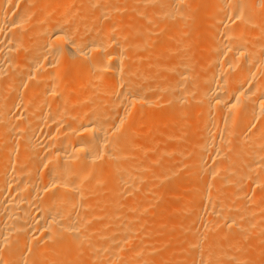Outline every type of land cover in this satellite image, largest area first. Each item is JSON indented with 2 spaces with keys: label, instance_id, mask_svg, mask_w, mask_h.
Instances as JSON below:
<instances>
[{
  "label": "bare ground",
  "instance_id": "obj_1",
  "mask_svg": "<svg viewBox=\"0 0 264 264\" xmlns=\"http://www.w3.org/2000/svg\"><path fill=\"white\" fill-rule=\"evenodd\" d=\"M167 144L176 261L264 264V0H0V264L155 259Z\"/></svg>",
  "mask_w": 264,
  "mask_h": 264
},
{
  "label": "rangeland",
  "instance_id": "obj_2",
  "mask_svg": "<svg viewBox=\"0 0 264 264\" xmlns=\"http://www.w3.org/2000/svg\"><path fill=\"white\" fill-rule=\"evenodd\" d=\"M120 15H121V14H119V16H120ZM123 16H124V15H123ZM120 17H121V16H120ZM117 19H119V17H117ZM121 19H122V17H121L118 21H121ZM123 19L126 20L127 18H125V16H124ZM123 19H122V20H123ZM125 20H124V21H125ZM163 43H164V42H163ZM198 43H199L200 45H199ZM198 43H197V44H198L197 46H199V48L202 47V43H200V42H198ZM164 44H165V43H164ZM164 44H163V45H164ZM167 48H168V46H167L166 48H164L163 50L165 51V50H167ZM170 49H172V47H170V45H169V48H168V50H167V53H163L164 55H165V54H166V55L163 56V54H162V56H163V58H164V60H165L164 62H166V60H167V63H169V62H174V61H175V60L172 61V60H173V59H172L173 57L171 58V57L169 56V52H168V51H170ZM143 51H144V50H142V52L140 51L139 54H144L145 52L143 53ZM156 51H157V50H156ZM156 51H155V53H156ZM153 54H154V53H153ZM145 56H147V55H145ZM152 56H153L152 53L149 54V57H150L149 59H150V60H151ZM194 57H197V55H195ZM143 58H144V59L142 60V61H143V65L146 64L148 61H150L149 59H147L148 56H147L146 58L143 56ZM153 58H154V57H153ZM153 58H152V60H153ZM155 58H156V57H155ZM161 58H162V57H161ZM163 58L161 59V61H163ZM165 58H166V59H165ZM145 59H146V60H145ZM169 59H171V60L168 62ZM174 59H175V58H174ZM147 60H148V61H147ZM159 73H161V72H159ZM154 114H155V113H154ZM154 114H152V116H154ZM155 115H156V114H155ZM156 116L158 117L159 115H156ZM156 116H155L154 118H156ZM176 117H179V115L176 116ZM180 117H181V115H180ZM182 117H185V116H182ZM151 118L153 119V117H151ZM151 118L148 117V118H146V120H145L146 123H147L146 125H147L148 127H149V125H150V126H152V129H154V131L151 132V134L153 133V135H151V138H152V137H155V135H157V133H158V136H159V137L162 136L161 134L165 132V131H164V132L161 131V129H162V130H165V129H163V128H166V131H167L168 128H169V130H170V128H171V127H169L170 125H171V126H172V125L174 126L175 124H177V125H175L174 127L178 126V123H179L178 121L181 119V118H180V119L178 118V120H177L178 123H176V122H174V121H176V118L174 117V118H175V119L173 118L174 121H173V120H172V121L170 120V122H169V121H168L169 119H168V120L166 119V120H163V121H165V123L161 124L163 121H161L162 119L160 120L159 117L156 118L155 121H154V119L151 120ZM162 118H163V117H162ZM164 118H165V117H164ZM148 119H150V120H148ZM157 119H159L160 123H159V121H158ZM182 119H183V118H182ZM187 119H188V118L185 117V120H187ZM145 121H144V122H145ZM148 121H151V123H153V124H152V125H151V124L148 125ZM152 121H153V122H152ZM180 121H181V120H180ZM144 122H142V123L145 124ZM166 122L169 123V124L166 125V124H167ZM171 122H172V123H171ZM157 123H158V124H157ZM174 123H175V124H174ZM180 123H183V122L181 121ZM143 124H142V125H143ZM154 124L157 125V126H156L157 128H158L160 125H162V128L160 127L161 129L158 128L159 130H157V128L154 127V126H155ZM159 124H160V125H159ZM142 125H141V126H142ZM146 125H144V126H146ZM153 125H154V126H153ZM164 125H166V126H164ZM141 126L138 128L139 130H142V129L144 128V126H142V127H141ZM179 126H180V124H179ZM179 126H178V127H179ZM148 127H145V128H148ZM178 127H177V128H178ZM140 128H142V129H140ZM145 131H146V130H145ZM142 132H143V131H142ZM154 132H155L156 134H155ZM168 132H169V131H168ZM140 133H141V131H140ZM143 133H144V132H143ZM187 133H188V132H187ZM154 134H155V135H154ZM149 135H150V133H149ZM158 136H156V140L160 139ZM151 138L148 137V139H151ZM138 139H139V137H138ZM154 139H155V138H154ZM152 140H153V138H152ZM171 141H173V143H174L175 145H176V144L180 145V142H178L177 140H171ZM171 141H169V143H171ZM174 141H175L176 143H175ZM179 141H180V140H179ZM177 142H178V143H177ZM182 142H183V140H182ZM173 143H172V144H173ZM190 143H192V142H189V144H190ZM182 144H184V143H182ZM189 144H188V145H189ZM184 145H186V144H184ZM190 145H191V146H190ZM190 145H189V146L192 147V144H190ZM171 146H173V145H171V144H167V146H166L165 148H159V149H158L159 151L162 150V151H160L159 154H156V153H155V156H156V157H153V158L156 159V158H159V157H160V158H159V159H160L159 162L162 161L163 157L165 156V157H164V160H163L164 162H163V161L161 162L162 164H159L158 162H155L156 165H158L157 169H160V170H161V169H163V170L165 169V170H167V168H168V170H171V169H175V167H177V168L180 167L179 165H181V164H177V163H176L177 161L175 162V163H176L175 165H177V166L172 167V166L174 165V162H173L172 160L175 161L176 159L174 158V154H175V153L173 154V157L171 156L172 153H168V152H169V149L171 148ZM189 146H188V147H189ZM186 149H189V148H186ZM186 149H185V150H186ZM159 151H158V152H159ZM163 151H164V152H163ZM189 151H190V150H189ZM189 151L187 150L186 152L183 153V155H184L185 153L189 152ZM161 152H163L162 155H164V156L161 155L162 158H161V156H158V157H157V155H160ZM164 153H165V154H164ZM191 153H192V152L190 151V154H191ZM168 154H169V155H168ZM170 154H171V155H170ZM176 154H177V153H176ZM187 154H188V153H187ZM177 155H178V154H177ZM185 155H186V154H185ZM191 155H192V154H191ZM191 155L189 156V158L191 157ZM149 156H150V158H151V155L148 154V153H146V157H147L146 160H148V161L150 160ZM179 156H180V155H178V157H179ZM169 157H170V159H169ZM176 157H177V156H176ZM181 157H182V156H181ZM187 157H188V155H187ZM165 158H166V161H167L166 163H167V164L165 163ZM167 158H168V159H167ZM179 158H180V157H179ZM179 158H178V159H179ZM189 158H186V159L188 160ZM154 159H153V161H155ZM178 159H177V160H178ZM182 159L185 160V157H182ZM168 160H169V161H168ZM187 160H186V162H187ZM142 161H143V160H142ZM157 161H158V160H157ZM178 161H179V160H178ZM179 162L183 164V162H185V161H182V162L179 161ZM153 163H154V162H153ZM155 163H154V167L156 166ZM165 166H166L167 168H166ZM178 166H179V167H178ZM184 166H185V164H184ZM151 167H152V169L154 168V167H153V164L151 165ZM160 167H161V168H160ZM181 167H182V166H181ZM181 167H180V169H178V173H177L178 175H179V173H182V174H180V179H179L178 175H176V172H175V173L172 175V177H173V176H175V177H174L173 179H171V180L169 179V178L171 177V175H169L168 177H167V176H166V177L164 176V174H166V172L168 173V171H162V170H161V171L159 172V171H157L156 169H154V170H156V172H155L153 175L157 174V172H158V173H160V175L158 174L160 177H161V176H164L165 179L167 178L166 181H165V179H164V180H162L161 182H160V179H163V177H161V178H159V177H155V178H154L153 175H152L153 177H151V173H152V172H149V171L146 172V174L148 175V177H149V178L151 177V179L153 178L157 183L160 182V184H161V183L163 182V184H161L160 186H161V188L163 187V188H162V189H163V192H164L163 197H165V199H167L166 197H168V196L171 198L170 195L167 196V194H169L171 191H170L169 193H168V192H165V191H168V187H170L169 189H171V186H169V184L171 185V183H173V184L175 185L179 180L181 181V180L183 179L182 176H183L184 173L186 172V171H184V170H187V169H183L184 172H182V168H184V167H182V168H181ZM155 168H156V167H155ZM152 169H151V170H152ZM154 170H153V172H154ZM175 171H177V170L175 169ZM161 172L163 173V175L161 174ZM169 172H170V171H169ZM149 174H150V176H149ZM171 174H172V172H171ZM158 175H157V176H158ZM166 175H167V174H166ZM155 176H156V175H155ZM176 176H177V178H176ZM148 177H147V178H148ZM144 178H145V179H143V180H146V177H144ZM157 178H158V180H156ZM181 178H182V179H181ZM151 179H149V180H151ZM177 179H178V181L175 182V180H177ZM143 180H142V182H143ZM147 181H148V179H147ZM147 181H144V183H145V184H148L149 181H148V182H147ZM180 181H179V182H180ZM179 182H178V183H179ZM144 183H143V184L141 183V187L143 186V187H142V191H141V190H140V191L138 190V191H139L138 193H140V194H144L145 196H148V197H152V198L154 197V198H153V200H154V199H155V196L157 195V193H154V192H157V191H158V187L155 186V188H157V189L154 188V191H153L154 195H153L152 192L149 193V192L146 190V189H147V185H145ZM157 183H156V184H157ZM164 183H166V184L164 185ZM157 185L159 186V184H157ZM163 185H164V186H163ZM174 185H172V186H174ZM160 186H159V192H158V194L163 193V192H161L162 189H160ZM167 186H168V187H167ZM166 187H167V190H166ZM140 189H141V188H140ZM143 189H145V191H144ZM111 190H112V189H111ZM172 190H173V187H172ZM113 191L115 192L116 190L113 189ZM133 192H134V191H132V193H133ZM135 192H136V191H135ZM160 192H161V193H160ZM121 193H122V194H121ZM136 193H137V192H136ZM138 193H137V194H138ZM148 193L151 194V195H149ZM184 193H185V192H184ZM123 194H124V191L122 192V191L120 190V195L123 196ZM127 194H128V193H126L123 197H125ZM155 194H156V195H155ZM171 194H172V193H171ZM132 195L135 197L134 193H133ZM127 196H129V194H128ZM127 196H126V197H127ZM130 196H131V194H130ZM133 196H131V197H133ZM123 197H122V198H123ZM126 197H125V199H126ZM160 197H162V195H161ZM158 198H159V197H158ZM170 198H169V199H170ZM165 199L160 200V198H159V199L157 200V201H160V202H161V201H162V202H163V201H165V202L167 201V202H166L167 204H168V202H169V205H168L169 207L166 205L167 208H165V209H167V210L163 211L162 214H159V213L156 212V210H155V209H158V207H157V206H158V202H157L156 199H155L154 202L156 201V203H157L156 206H154L153 208H151V209L146 213V214H147V216H146L147 218H151L152 216H153V217H152L151 219H147L148 221H146V219H145L146 217L143 218L145 214L142 215V220H141V218H140V216H139V218H140L141 221L148 222V223H146V226H145V228H143V230H144V229H147V231H149V232L151 231V233L153 232L152 236H144V241H143V244H144V245H143V251H144V249H145V251H144L145 254H142L143 252L141 251V255H142L141 259H144L145 257H148V258H149L150 256L153 255V257H155V259L150 257V259H147V260H149V261H148L149 263H148V262H146V263H148V264H152V263H153V264H158V262H159V264H170V263H173V264L177 263V264H179V262H180V264H185V263H182L183 260H181V261H176V259H175V257H176V258L179 257L178 255H180V253H181L180 250H181V249L177 251L178 248H177L176 246H173V245L171 246L169 242H170V240H171L170 237H172V238L175 237L174 239H176V237H178V235H179V237L177 238V240H178V239H180L181 236H183V235H181V234H184V235H185V233H181V234L178 233V231H177V225H178V224H177V223H178V222H182V221H184V222L186 221L185 223H187V221H188L189 218H190L189 216H190V213L192 212V209H190V210H191V212H190V210H187V209L184 208V203H183V202H181V203H180V202H175V203H174V202L171 201V199H170V200H169V199L165 200ZM165 202H163V203L166 204ZM170 202L173 203V204H171ZM102 203H103V202H101V204H102ZM98 204H99V203H98ZM160 204H161V203H160ZM102 205H103V204H102ZM102 205H100L99 208H101ZM162 205H163V204H162ZM163 206H164V205H163ZM163 206H162V207H163ZM166 206H165V207H166ZM180 206H181V207H180ZM162 207L159 206V209H160V208H161V209H160V210L158 209V211H162V210H164ZM177 207H178V209H177ZM180 208H181V209H180ZM153 210H154L156 213H155V212L152 213ZM176 210H177V211H176ZM195 210H196V209H195ZM151 211H152V212H151ZM164 212H165V213H164ZM188 212H189V213H188ZM149 213H150V214H149ZM177 213H178V214H177ZM192 213H193V212H192ZM151 214H152V216H151ZM155 215H156V216H155ZM161 215H162V216H161ZM176 215H177V216H176ZM191 215H192V214H191ZM150 216H151V217H150ZM159 217H161L162 219H159ZM182 217H183V218H182ZM184 217H185V218H184ZM139 218H138V219L136 218V219L139 220ZM186 218H187V220H186ZM93 219H94V221L96 220L95 218H93ZM144 219H145V220H144ZM174 219L177 220V221H174ZM182 219H183V220H182ZM137 220H136L135 222H137ZM153 220H154V221H153ZM181 220H182V221H181ZM92 221H93V220H92ZM168 221H170V222L172 221V224H171V225L167 224V223H170V222H168ZM138 222H139V221H138ZM163 222L166 223L167 225L165 226V224H163ZM173 222H176V223H173ZM184 222H183V223H184ZM152 223H153V224H152ZM157 223H158V224H161V225L158 226ZM154 224H156V225H154ZM172 225H173V226H172ZM151 226H152V227H151ZM153 226H154V227H153ZM140 227H141V228H140ZM140 227H139V228H140V230H141L142 227H144V226H140ZM157 227H158V228L160 227V228L158 229ZM161 227H162L163 229H161ZM164 227H166L167 229L164 228ZM171 227H172V228H171ZM174 227H175V229H174ZM151 228H152V229H151ZM155 228H156V229H155ZM149 229H151V230H149ZM160 229H161V230H160ZM164 229H165V230H164ZM140 230L138 229L137 232L139 233ZM152 230H153V231H152ZM154 230H156L157 233H159V232L161 231V232L157 235V236L163 235V236L160 237L161 239L164 238L165 240H167V238L169 237V242H168V240L165 242L164 239L161 240L160 238H158V237L156 236L157 233H156V231H154ZM174 230H176V231H175V235H174ZM145 232H146V231L144 230L142 233L144 234ZM162 232H163L164 234H163ZM140 233H141V232H140ZM210 233H211V232H210ZM143 234H142V235H143ZM176 234H178V235H176ZM212 234H213V233H212ZM171 235H172V236H171ZM208 235H210L209 232H208V234H206V237H208ZM213 235H215V234H213ZM154 236H155V239H153ZM167 236H168V237H167ZM145 237L148 239V241H147V239H146ZM166 237H167V238H166ZM204 237H205V236H204ZM150 238H152L153 241H152V239H150ZM145 239H146V240H145ZM204 239H205V238H204ZM223 239H224V238H223ZM149 240H151V241H149ZM154 240H155V241H154ZM157 240H158V241H157ZM160 240H161V241H160ZM163 240H164V242H163ZM221 240H222V239H221ZM222 241H223V240H222ZM222 241H221V243H222ZM146 242H147V243H146ZM150 242H152V244H155L156 247H159L158 249H160V250H159V251H156V252H155V250H154V251H151V249H152V247H154V245L151 244V245L149 246L148 244H150ZM155 242H157V243H155ZM158 242H159V243H158ZM226 242H228V241H226ZM226 242H225V243H226ZM163 243L165 244L166 247L164 246ZM168 243H169V244H168ZM223 243H224V242H223ZM166 244H168V246H170V249L168 250L169 252L171 251L170 254H169L168 251H167V252H168V253H167L166 250H164V248H162V247L164 246L165 249H168L169 247H167ZM145 245H146V246H145ZM147 245H148V246H147ZM221 245L223 246L224 244H221ZM221 245H220V246H221ZM224 246H225V245H224ZM147 247H148V248H147ZM172 248H176V249H173L174 251H176V253L173 252V250H171ZM158 249H156V250H158ZM162 249L166 252V253L164 252V253H165V257L163 256V254H159V253H161V251H163ZM220 249H221V248H220ZM150 251H151L152 255H151ZM179 251H180V253H179ZM146 252H147V254H146ZM157 252H159V253H157ZM172 252H173V254H174V257H173ZM155 253H156V255H155ZM177 253H178V254H177ZM122 254H123V253H122ZM166 254H169V255H166ZM141 255H139V256L136 257V258H138L139 261H140V258H139V257H140ZM147 255H148V256H147ZM170 255L172 256V258H171ZM161 256H162V257H161ZM177 256H178V257H177ZM159 257H160V258H159ZM123 258H125V256H123ZM157 258H158V260H157ZM163 258H165V259H164L165 261L162 262V263H160V260H162ZM169 258L172 259V262H171V260H170ZM189 258H191V257H189ZM189 258L186 259V260H187V264H190V262H191V260H192V259H189ZM107 259H109V257L107 258V256H106V257H105V262H106ZM121 259H122V258H121ZM151 260H152L153 262H152ZM174 260H175V261H174ZM178 260H179V258H178ZM189 260H190V261H189ZM197 260H198V259H197ZM99 261H100V260H99ZM99 261H98V260H96V262L93 261L92 264H95V263L97 264ZM103 261H104V260H103ZM184 261H185V260H184ZM195 261H196V260H195ZM94 262H95V263H94ZM150 262H151V263H150ZM169 262H170V263H169ZM99 263H100V262H99ZM101 263H102V262H101ZM101 263H100V264H101ZM197 264H198V263H197Z\"/></svg>",
  "mask_w": 264,
  "mask_h": 264
}]
</instances>
